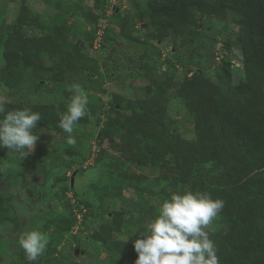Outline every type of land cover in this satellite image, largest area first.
<instances>
[{
	"label": "trees",
	"instance_id": "obj_1",
	"mask_svg": "<svg viewBox=\"0 0 264 264\" xmlns=\"http://www.w3.org/2000/svg\"><path fill=\"white\" fill-rule=\"evenodd\" d=\"M26 1L23 0L13 23L0 24L4 60L0 84L22 89L24 80L28 82L35 77L53 75L57 83H63L77 73L99 70V62L86 49L93 43L103 16L93 12L82 15L72 10L69 19L53 18V26L48 29ZM44 1L57 9L62 4V0ZM113 12L117 36L145 45L134 33L138 24L135 18L119 7ZM200 15L218 18L237 29L236 40H227L224 48L240 50L243 81L234 83L233 64L225 58L215 79L195 72L187 73L181 83L177 82L178 64L184 66L198 47ZM140 19L147 30V42L169 41L175 53L171 58H163L157 45L153 44L155 55L143 47L144 52L134 66V73L140 74L145 82L143 96L128 98L113 93L99 137L129 162L148 170L172 166L171 172L161 177L165 183L161 190L165 200L176 192L203 191L213 199L224 201L223 209L208 229L219 264H264V0H151L140 13ZM28 28L31 33L26 32ZM46 60H51L54 66L48 67ZM156 70L162 72L158 74ZM63 94L65 101L57 104L0 101L6 110L31 108L39 112L42 120L37 125L49 126L61 136L66 133L58 124L70 102L71 89ZM171 97L179 99L193 117L194 139L166 130ZM90 121L87 113L75 126H86ZM14 153L0 148V160H8ZM132 179L140 180L134 175ZM103 210L108 220L93 233L92 239L125 264H135L138 254L133 241L138 236L130 234L124 244L116 235L128 223L138 232L145 231L144 225L132 217L154 220L159 212L155 207L139 206L122 196ZM8 212V199L0 192V214ZM49 223L53 220H48ZM0 264L29 262L20 247L11 262H6L0 254Z\"/></svg>",
	"mask_w": 264,
	"mask_h": 264
},
{
	"label": "rangeland",
	"instance_id": "obj_2",
	"mask_svg": "<svg viewBox=\"0 0 264 264\" xmlns=\"http://www.w3.org/2000/svg\"><path fill=\"white\" fill-rule=\"evenodd\" d=\"M149 1L100 0L95 3L92 0H62L60 9L46 4L44 0L26 1L42 17L48 29L53 26V18L69 19L72 10H75L82 15L93 12L103 16L108 30L104 32L100 44H95L97 29L93 43L87 45L86 49L99 62L98 71L90 69L83 75L77 73L63 83H57L53 75L35 77L28 82L24 80L20 85L22 89L0 84V100L28 105L63 102V91L79 85L87 94V113L91 116L88 125L74 126L71 135L76 139L75 145L68 143V134L59 136L49 126L36 125L33 131L38 135V140L30 154L23 156L16 152L8 160H0V192L8 199L9 211L0 214V254L6 262H11L17 255L24 233L39 231L48 243L46 251L35 264H125L120 257L109 253L103 244L92 239L93 233L108 220L103 208L122 196L139 206H152L156 208L155 211H160L165 201L161 194L165 183L161 177L171 172L172 166L148 170L140 164L129 162L110 143L99 137L104 125V112L113 93L128 98L143 96L145 82L140 74L134 73L136 60L144 52L143 47L154 51L155 55L153 44L157 45L162 50L163 58H171L175 53L169 41L147 42V30L141 22L140 13L146 9ZM22 4L23 0H0V24L13 23ZM115 7L135 18L138 24L134 33L142 42H146L145 45L133 44L117 36ZM199 17L198 47L184 66L178 64L177 82L181 83L187 73L191 75L195 72L215 79L216 71L225 58H229L233 64L234 83L243 81L245 72L241 66L240 50L237 47L231 51L224 48L227 40H236L237 29L215 17ZM26 32L31 33L32 30L28 28ZM82 47H85L84 44ZM93 50H98L97 58ZM46 64L48 67L54 66L51 60H46ZM3 68L0 50V70ZM156 71L158 74L162 72ZM165 127L169 133L186 139L196 137L193 117L183 103L174 97L170 98ZM216 172L211 173L210 177ZM133 175L140 180H133ZM91 210L94 214L90 213ZM132 218L144 225L145 231L138 232L133 224L128 223L123 232L116 235L117 239L124 240L130 234L141 238V235L147 234L152 219L145 221L140 216ZM48 220H53V223L48 225Z\"/></svg>",
	"mask_w": 264,
	"mask_h": 264
},
{
	"label": "clouds",
	"instance_id": "obj_3",
	"mask_svg": "<svg viewBox=\"0 0 264 264\" xmlns=\"http://www.w3.org/2000/svg\"><path fill=\"white\" fill-rule=\"evenodd\" d=\"M67 110L58 126L68 134V143L76 144L71 135L74 126L87 115L88 97L79 85L71 89ZM42 117L31 108L6 110L0 101V148L30 154L38 135L34 133ZM224 207V201L210 193L176 192L160 206L159 215L150 222L147 234L133 241L138 254L135 264H219L209 226ZM129 238H124V244ZM47 238L39 231H29L20 239L29 264H35L47 248Z\"/></svg>",
	"mask_w": 264,
	"mask_h": 264
},
{
	"label": "built area",
	"instance_id": "obj_4",
	"mask_svg": "<svg viewBox=\"0 0 264 264\" xmlns=\"http://www.w3.org/2000/svg\"><path fill=\"white\" fill-rule=\"evenodd\" d=\"M122 0H119V2H121ZM106 28H107V24H105L104 25V23H103V20L101 21V24H100V28H99V30H98V35H97V38H96V40H95V44H97L98 42H99V44H100V42H101V39H102V36H103V34H104V32H105V30H106ZM96 49V48H95ZM94 52H96L95 53V57L97 58V51L98 50H93Z\"/></svg>",
	"mask_w": 264,
	"mask_h": 264
}]
</instances>
